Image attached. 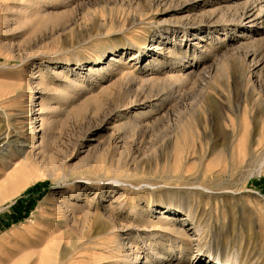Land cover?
Returning <instances> with one entry per match:
<instances>
[{
  "label": "rangeland",
  "instance_id": "1",
  "mask_svg": "<svg viewBox=\"0 0 264 264\" xmlns=\"http://www.w3.org/2000/svg\"><path fill=\"white\" fill-rule=\"evenodd\" d=\"M5 129L0 264H264V0H0Z\"/></svg>",
  "mask_w": 264,
  "mask_h": 264
},
{
  "label": "bare ground",
  "instance_id": "2",
  "mask_svg": "<svg viewBox=\"0 0 264 264\" xmlns=\"http://www.w3.org/2000/svg\"><path fill=\"white\" fill-rule=\"evenodd\" d=\"M31 99H32V97H30L29 98V100L31 101ZM23 113H25L26 115L24 116V118L26 119V120H28V121H30L31 120V109L29 108V107H27L26 108V110L23 112ZM37 130H36V128H33V127H30V134H32L33 133V135H34V133L36 132ZM10 137V132H7V129H5V130H3L2 132H0V142L1 141H3V140H5V139H7V138H9ZM29 138H32L33 139V136H30ZM31 141V140H30ZM23 143V142H22ZM24 147V146H23ZM33 147H35V146H33ZM18 150H16V152H17ZM20 151L21 150H19V153H20ZM29 152V153H28ZM30 152H32V150L30 151H27V150H24V152H23V154H24V156L23 155H21V157H23V158H21V157H19V161L18 162H15V161H13L12 160V156L14 155L12 152L11 153H5V155L3 156L4 157V168L6 169V170H8V169H10L11 167H12V164H16L17 166L18 165H22V164H27L29 161H30V159H29V156H30ZM19 155V154H18ZM262 165H264V161L262 162Z\"/></svg>",
  "mask_w": 264,
  "mask_h": 264
}]
</instances>
